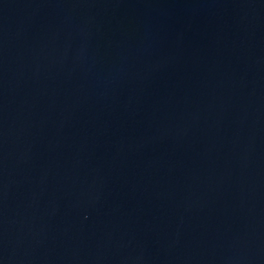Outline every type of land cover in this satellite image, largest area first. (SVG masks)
Returning <instances> with one entry per match:
<instances>
[{
	"label": "water",
	"instance_id": "water-1",
	"mask_svg": "<svg viewBox=\"0 0 264 264\" xmlns=\"http://www.w3.org/2000/svg\"><path fill=\"white\" fill-rule=\"evenodd\" d=\"M0 264H264V0H0Z\"/></svg>",
	"mask_w": 264,
	"mask_h": 264
}]
</instances>
